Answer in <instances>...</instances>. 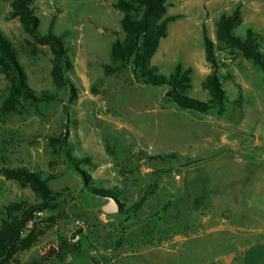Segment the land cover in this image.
<instances>
[{"label": "rangeland", "instance_id": "obj_1", "mask_svg": "<svg viewBox=\"0 0 264 264\" xmlns=\"http://www.w3.org/2000/svg\"><path fill=\"white\" fill-rule=\"evenodd\" d=\"M118 1L30 5L38 33L61 37L73 96L53 81L49 46L11 18L12 0H0V32L27 86L35 97L52 96L6 104L11 82L0 67V228L22 223L19 241L29 245L9 264H32L50 247L60 257L47 264H91L90 257L101 264H180L183 253H220L219 241L229 250L259 238L240 237L226 224L264 230V72L217 39L220 17L235 11L241 18L235 35L251 28L264 38V0H165L162 18L174 20L150 63L164 76L177 65L190 69L186 94L203 102L210 98L204 82L215 73L227 96L219 115L178 108L165 101V88L137 83L130 65L111 60L112 44L125 37ZM204 38L215 66L206 61ZM5 169L36 174L48 197L22 178H7ZM94 190L108 191L119 211L104 214L107 198ZM79 223L85 231L69 244ZM220 224L228 230L210 232Z\"/></svg>", "mask_w": 264, "mask_h": 264}, {"label": "trees", "instance_id": "obj_2", "mask_svg": "<svg viewBox=\"0 0 264 264\" xmlns=\"http://www.w3.org/2000/svg\"><path fill=\"white\" fill-rule=\"evenodd\" d=\"M33 0H12L11 18L17 19L25 32L39 45L49 46L53 55V67L51 76L56 85H68L74 96L75 87L64 78V70L71 67L66 51L63 47L61 37L49 31L40 35L38 29V18L34 15L30 5ZM165 0H119L114 6L124 13L120 21L125 37L122 42L116 41L111 46L110 57L113 62L122 66L130 65L134 79L137 83L165 88V101L174 103L178 108L193 111L200 114L214 112L219 115L225 111L227 96L222 89L215 73L208 76L204 87L209 91L210 98L203 102L189 97L186 92L191 89L190 69H183L177 65L169 76L159 73L157 67L150 63V59L157 51L159 43L167 35V24L174 17H164L166 13ZM132 13H139L135 18ZM241 22L238 11L229 16H221L217 23V39L230 48L236 49L244 58L253 62L264 72V38L251 28H246L240 36L234 34L232 29ZM212 44L204 38V49L206 61L215 66L212 52ZM0 67L2 72L10 78L11 86L6 104H14L19 99L24 101H47L52 98L49 94L35 97L33 91L26 84V77L20 68L16 54L11 43L0 32ZM105 69L109 67L103 65ZM38 101V102H39ZM9 179H24L33 189L38 191L43 199L49 195L46 182L41 181L36 174L27 173L23 169L3 170ZM82 179L85 175L79 174ZM98 195L108 198V191L94 190ZM119 203V202H118ZM139 206V205H137ZM120 207V204H119ZM32 209H35L33 207ZM120 209V208H119ZM22 223L14 224L4 222L0 228V264H9L16 251H22L29 247L24 241H19ZM62 248V247H60ZM63 249H65L63 247ZM67 253L72 250L65 249ZM60 250L50 247L42 257L32 264H47L46 260L59 259ZM91 264H101L96 258L90 257Z\"/></svg>", "mask_w": 264, "mask_h": 264}, {"label": "crops", "instance_id": "obj_3", "mask_svg": "<svg viewBox=\"0 0 264 264\" xmlns=\"http://www.w3.org/2000/svg\"><path fill=\"white\" fill-rule=\"evenodd\" d=\"M204 71L206 74L207 69H204ZM224 225L225 224H220L215 230L210 232L219 233L228 230V228H225ZM226 225H231L233 227L231 230L234 232V234H238V236H242L245 239H250L251 236L253 237L256 235H258L259 238L253 237V239L251 240L252 242H243L244 244H239L237 248H231L229 250L225 249L223 243L219 241V243L217 242V245H215V247L220 244V253H215L214 256H210L212 253L205 256L206 253H198V251L197 253H183L184 256H180V264H233L235 263L237 257L240 258L239 261L241 264H264V230H259L258 232L254 230L250 231L246 228H243L241 224L236 225L230 223ZM187 239L188 237H184L178 243H176L174 239L168 244V249H166V251L169 252L170 248H174V246L182 242L184 243V241ZM170 244H173V246H171ZM174 254L176 255L177 253H165L166 256L170 257L171 255L173 256V258H175ZM202 254L205 255L202 256ZM114 261L116 260H112L110 262Z\"/></svg>", "mask_w": 264, "mask_h": 264}, {"label": "water", "instance_id": "obj_4", "mask_svg": "<svg viewBox=\"0 0 264 264\" xmlns=\"http://www.w3.org/2000/svg\"><path fill=\"white\" fill-rule=\"evenodd\" d=\"M119 203L113 197L107 198V203L101 206L100 210L106 215L116 214L119 211Z\"/></svg>", "mask_w": 264, "mask_h": 264}, {"label": "built area", "instance_id": "obj_5", "mask_svg": "<svg viewBox=\"0 0 264 264\" xmlns=\"http://www.w3.org/2000/svg\"><path fill=\"white\" fill-rule=\"evenodd\" d=\"M85 225L83 223H79L76 228V234L69 240V244H76L79 240V236L84 233Z\"/></svg>", "mask_w": 264, "mask_h": 264}]
</instances>
